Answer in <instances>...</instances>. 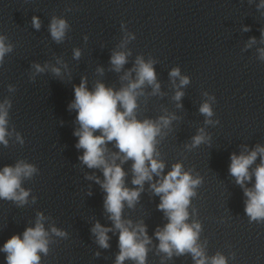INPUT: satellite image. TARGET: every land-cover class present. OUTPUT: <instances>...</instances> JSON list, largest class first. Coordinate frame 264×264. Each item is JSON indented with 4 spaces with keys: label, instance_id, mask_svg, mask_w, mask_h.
Here are the masks:
<instances>
[{
    "label": "clouds",
    "instance_id": "obj_1",
    "mask_svg": "<svg viewBox=\"0 0 264 264\" xmlns=\"http://www.w3.org/2000/svg\"><path fill=\"white\" fill-rule=\"evenodd\" d=\"M257 7L264 8V0H261ZM32 26L40 29L41 21L38 17H32ZM121 27L124 28V25ZM68 30L69 24L65 19L52 17L49 31L55 42H63ZM244 30L248 31L249 28L245 27ZM261 35L264 37V29ZM7 39L5 35H0V64L3 63L5 55L13 49L11 43H6ZM131 39H135V36L128 33L120 47L124 48ZM252 43H255L254 37L250 40V44ZM258 52V58L264 61V48ZM73 55L75 59H79L81 51L74 49ZM129 55L130 51H113L110 57L112 70L121 72L128 63ZM154 63L152 59L145 61L142 56H137L133 67L121 76L120 79L127 81V84L122 85L119 90L99 81L92 90H89L86 77L81 78L79 85H74V100L68 107L77 113L76 122L79 128L73 135L78 137L76 148L83 149L79 159L89 169L102 171L103 181L98 177L88 178H95L106 193L104 209L109 214L108 218L113 226L105 227L97 222L91 231L98 245L101 248H108L110 246L108 233L113 228L118 230L119 253L115 264H124L125 260H132L135 264H147L148 245L152 242L147 235V226L143 222L133 225L131 220L123 219V211L125 205L130 209L135 207L145 182H149L152 192L160 197L158 209L164 213L168 221L155 231V237L159 241L158 252L165 254L168 259L174 254L176 256L191 254L194 264H227V258L219 252L211 257L207 255L205 246L199 243L201 224L197 221L189 223L188 209L192 198L197 194L196 188L202 184V178L198 176L194 178L190 171L184 170L180 162L173 164L171 170L163 174L165 163L158 159L157 138L162 136L163 129L170 127L172 121L176 119L175 115H161L156 120L151 118L141 120L137 117L138 99L144 95L145 86L152 88V95L161 94ZM33 67L37 73H41L47 65L41 67L34 64ZM51 71L56 76L61 75L59 67H52ZM97 71L102 73L103 69ZM169 76L177 88L173 99L180 101L184 96L180 89L189 84V78L182 76L178 67L173 68ZM177 78L178 85L175 83ZM14 90L10 85L9 91ZM177 106L182 107L179 104ZM10 108V100L6 99L0 103V144L5 147L8 145L7 137L12 135L8 131ZM199 112L206 117L205 124L214 123L211 120L213 110L208 101L201 104ZM15 135L22 144L21 135L19 133ZM208 139L204 129L200 128L191 138V143L185 147L189 150L194 149ZM113 142L118 150L116 152H110L108 147ZM258 157L260 163L250 171ZM129 160L132 161L131 183L135 186L133 188L127 187L125 183L127 173L123 165ZM230 160L229 173L244 191L245 214L249 222L264 223V146L257 145L250 151L245 146L239 155L231 154ZM37 172L35 165L24 160L17 161L14 166L6 165L0 169V200L13 201L17 206L27 204L31 190L23 188L22 181L32 179ZM253 177L254 184L248 187ZM45 219L43 213L38 212L34 227H27L22 235H12L3 244L0 251L6 254V264H40L41 254L47 255L49 252L50 233L57 237H66V232L54 225L51 226L50 232L46 230Z\"/></svg>",
    "mask_w": 264,
    "mask_h": 264
}]
</instances>
